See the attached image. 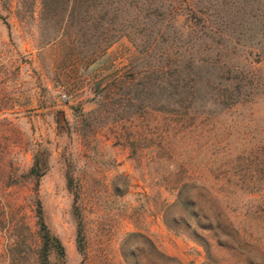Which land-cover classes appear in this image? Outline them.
Masks as SVG:
<instances>
[{
  "label": "rangeland",
  "instance_id": "374dc122",
  "mask_svg": "<svg viewBox=\"0 0 264 264\" xmlns=\"http://www.w3.org/2000/svg\"><path fill=\"white\" fill-rule=\"evenodd\" d=\"M143 1L0 0V264H40L37 189L52 264H264V0Z\"/></svg>",
  "mask_w": 264,
  "mask_h": 264
},
{
  "label": "trees",
  "instance_id": "16d2710c",
  "mask_svg": "<svg viewBox=\"0 0 264 264\" xmlns=\"http://www.w3.org/2000/svg\"><path fill=\"white\" fill-rule=\"evenodd\" d=\"M60 1L61 0H50V5L54 6L55 8H59L61 7V9L67 11L68 8L72 9L73 7L75 8V5H71L72 1H74V4L76 3V0H66V2L60 6ZM93 3H90V7L92 6V8H95L97 5L96 3H94L97 0H90ZM170 4L172 5L171 10L172 12H178L180 10V7L178 5V3H180L179 0H169ZM147 2L146 0L143 1L142 5H144V3ZM109 7L110 5H106V7ZM132 7V8H136L138 12H140V8L139 6H136L135 4H128V7ZM188 6V5H187ZM101 8H105V6L100 5ZM191 7V6H189ZM120 8V7H119ZM116 9H118V7H116ZM125 9V8H124ZM190 10H193L192 7L189 8ZM158 15V14H156ZM138 16V15H137ZM153 16H155V14H153ZM143 20V19H142ZM142 20L140 22H142ZM160 34V32H158ZM255 70H257V68L252 67L251 72H254ZM202 82L203 80H199L198 83L197 81H193V84L189 85V89H187V93L189 95H191V97L196 98L197 94L201 91L202 88ZM230 82H233V80H231ZM232 84V83H231ZM253 85H257V86H261V84H263L260 81H255V83H252ZM238 89V85L236 83L235 85ZM183 88H187V85L184 84L182 86ZM237 95L233 96V95H219L220 98L222 97L223 99L227 100V101H231L229 104L230 105H235L238 103H241L244 99H245V95L240 99V96H242L243 93H241V91L239 90L237 93ZM188 102V104H187ZM192 102L193 101H189L188 99H184V104H187L186 107H190L192 106ZM218 102H222L220 100H218ZM217 103V100H215V104ZM226 104V103H225ZM185 106V105H184ZM202 115L197 116V118H201ZM45 151L41 152L40 150H35V152L33 153V164L30 167L29 171L25 174V175H17V173H7V172H3V174L6 175L7 180L9 181V186H11L12 180H14V178H19V177H25L27 179L30 180H35L36 183L38 184L40 179L44 176V174L46 173L47 169H48V162H47V158L45 155ZM264 167V163L262 164ZM2 173V172H1ZM15 185V184H14ZM219 195L216 194L215 200L217 201ZM33 202L36 204L37 206V218H38V225H39V240H40V245H39V262L40 264H52L51 263V256L52 255H59L60 257H65V248L61 242V240L54 235L51 230L49 229V227L47 226L45 219H44V211H43V207L42 204L38 198V189L36 190V194L35 197H32ZM31 199V200H32ZM194 205H196V203H194ZM195 217L199 218L198 220V225L201 226L202 229L204 230H208V231H215V228L212 226L211 223L209 224H203L202 219H205L207 217H205V215L203 214V212L200 210L198 213H195ZM207 220V219H206ZM25 229L27 230V232H29V227L24 224ZM80 236L82 234V229H80L79 231Z\"/></svg>",
  "mask_w": 264,
  "mask_h": 264
}]
</instances>
